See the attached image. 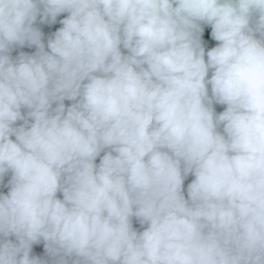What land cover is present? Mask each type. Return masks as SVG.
<instances>
[{"label": "clouds", "instance_id": "9594fccd", "mask_svg": "<svg viewBox=\"0 0 264 264\" xmlns=\"http://www.w3.org/2000/svg\"><path fill=\"white\" fill-rule=\"evenodd\" d=\"M8 173L0 264H264V0H0Z\"/></svg>", "mask_w": 264, "mask_h": 264}, {"label": "water", "instance_id": "95a60500", "mask_svg": "<svg viewBox=\"0 0 264 264\" xmlns=\"http://www.w3.org/2000/svg\"><path fill=\"white\" fill-rule=\"evenodd\" d=\"M66 17H67V13H62L60 16L57 17L54 23H41L40 18L39 17L37 18V22L34 26L42 32V42L45 44V50H48L47 49L48 40L51 38H54V33L60 27H62V24L60 23V21ZM201 27L203 28V32L201 33V39L205 46V52L207 53V51L210 50L211 47L216 46L217 42L210 38V32H211L210 26L202 24ZM36 51L37 49L35 46H32V47H28L27 45L23 47L17 46L11 52V56L15 59L21 52L27 55H33L35 54ZM122 51H125V50L122 49ZM205 59H207V56H205ZM210 76H211V71L209 72V78ZM208 87H209V94L211 95V86L209 85ZM64 103H65V106L67 107L71 105L72 101L65 100ZM53 107H55V105H53ZM213 107H214L215 112L219 114L226 108V105L214 104ZM22 113L26 115L27 109H22ZM21 124H23V121H17L16 126H20ZM220 130L222 131V127ZM12 139H15V137H12ZM103 154L104 153L102 152L101 157L103 156ZM101 157L97 158L96 163H99ZM10 178H11V173L6 174L4 182L0 184V193L7 194V192L9 191V187L7 186V184ZM192 179H194V176H192L191 174L185 179V183H184L185 198H187V185L188 183L191 182ZM57 196L58 198H61V199L63 198L62 193H57ZM133 226L138 231L143 230V228L139 225L138 221H136L135 218H133ZM9 239H12L13 241H15V237H9ZM31 254L34 256H38L42 260L47 261L48 264H52V258L48 256L45 250L43 241H41L38 244L33 245Z\"/></svg>", "mask_w": 264, "mask_h": 264}]
</instances>
